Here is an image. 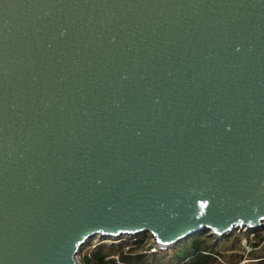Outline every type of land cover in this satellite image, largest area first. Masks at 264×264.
I'll list each match as a JSON object with an SVG mask.
<instances>
[{
    "label": "water",
    "instance_id": "1",
    "mask_svg": "<svg viewBox=\"0 0 264 264\" xmlns=\"http://www.w3.org/2000/svg\"><path fill=\"white\" fill-rule=\"evenodd\" d=\"M263 222L264 0H0V264Z\"/></svg>",
    "mask_w": 264,
    "mask_h": 264
},
{
    "label": "trees",
    "instance_id": "2",
    "mask_svg": "<svg viewBox=\"0 0 264 264\" xmlns=\"http://www.w3.org/2000/svg\"><path fill=\"white\" fill-rule=\"evenodd\" d=\"M260 231L261 228L244 231L240 237V234L231 230L215 238L205 229L203 232L188 236L174 246L164 249L155 247L154 250H145L146 240L138 233L130 241L96 242L84 250L81 249L79 260L82 264H223L222 261L237 264L243 256L241 238H244L251 248L247 254L252 259L250 264H264V233ZM220 243L223 245L224 253L219 248ZM169 248L171 249L165 260L157 257L158 252L164 254ZM108 254H116L117 258H105Z\"/></svg>",
    "mask_w": 264,
    "mask_h": 264
},
{
    "label": "rangeland",
    "instance_id": "3",
    "mask_svg": "<svg viewBox=\"0 0 264 264\" xmlns=\"http://www.w3.org/2000/svg\"><path fill=\"white\" fill-rule=\"evenodd\" d=\"M261 233H264V222L261 224ZM235 231V233H238V234H240V237H242L243 236V233L242 232H244L243 230H234ZM141 234H139V235H141L142 237H144V239L146 240V243H148V242H150L151 241V236L149 235V233H147V232H140ZM137 235V234H136ZM134 235H131V236H126V235H123V236H121V237H123V238H121V237H119V238H112V237H106V238H102V239H99V237L97 236V235H93V236H91L90 238H88L81 246H80V248H79V250H78V252H77V256H78V258H79V255H80V251H81V249H86L87 247H90V246H92L94 243H96V242H99V241H103V242H105V243H118L119 241H130L132 238L131 237H133ZM244 238H241V242H242V240H243ZM181 241V240H180ZM86 244V245H85ZM177 244V243H176ZM175 244V245H176ZM174 246V245H173ZM219 248H220V250L224 253L225 252V250L223 249V245L220 243V245H219ZM164 249V248H163ZM170 249L171 248H169L168 250H166L165 252L166 253H164V254H162V253H160V252H158L157 253V257H159V259H163V260H165V258H166V256L169 254V252H170ZM251 250V249H250ZM242 255H243V253H242ZM223 256H225V255H223ZM245 256V258H249L248 257V255L247 254H245L244 255ZM148 257H150V254H148ZM252 261V259L251 258H249V260H248V262L247 263H249L250 264V262Z\"/></svg>",
    "mask_w": 264,
    "mask_h": 264
},
{
    "label": "built area",
    "instance_id": "4",
    "mask_svg": "<svg viewBox=\"0 0 264 264\" xmlns=\"http://www.w3.org/2000/svg\"><path fill=\"white\" fill-rule=\"evenodd\" d=\"M131 238H133V237H131ZM241 246L243 247V256L241 257V259L237 262V264H246V262H248V260H249V258H245V254H248L249 252H250V246L248 245V243L246 242V240L245 239H243L242 240V242H241ZM142 250H144V249H142ZM146 250V249H145ZM109 257H113V258H117V255L116 254H108V255H106L105 256V258H109ZM222 263L223 264H228V263H226V262H223L222 261Z\"/></svg>",
    "mask_w": 264,
    "mask_h": 264
}]
</instances>
